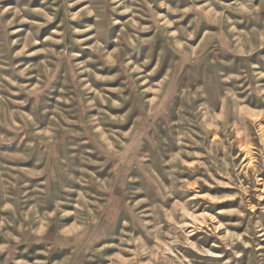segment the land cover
<instances>
[{
  "label": "rangeland",
  "instance_id": "obj_1",
  "mask_svg": "<svg viewBox=\"0 0 264 264\" xmlns=\"http://www.w3.org/2000/svg\"><path fill=\"white\" fill-rule=\"evenodd\" d=\"M0 264H264V0H0Z\"/></svg>",
  "mask_w": 264,
  "mask_h": 264
}]
</instances>
